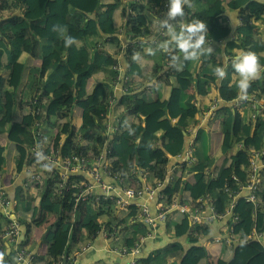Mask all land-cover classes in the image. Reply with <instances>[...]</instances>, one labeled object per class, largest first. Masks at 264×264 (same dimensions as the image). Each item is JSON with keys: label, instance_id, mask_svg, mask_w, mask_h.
<instances>
[{"label": "trees", "instance_id": "obj_1", "mask_svg": "<svg viewBox=\"0 0 264 264\" xmlns=\"http://www.w3.org/2000/svg\"><path fill=\"white\" fill-rule=\"evenodd\" d=\"M50 1H54L59 10L60 23L52 19ZM165 4H168V0H126L124 3L122 0L5 1L3 8L18 5L26 8L24 14L16 13L0 22V67L7 65V76L0 88V121L4 124H0V132L5 133L11 143L9 157L14 150L19 152L14 166L11 165V158L7 163V157L4 156L2 164H8L7 169H13V166L22 171L25 167L30 147L34 143L28 126L39 118L42 119V130L48 134L47 140L55 146L60 145L62 135L66 134L61 146L63 155L86 150L84 146L75 143V137L80 135L84 144L92 146L94 152L99 153L105 148L114 171L121 172L132 164L148 170L154 163L158 168V178L163 179L168 176L166 166L169 157L181 154L190 141L189 121L199 111L196 99L208 94V82L218 81L214 75L215 68L224 67L226 76L217 86V95L222 101L217 112L223 111L226 114L217 131L222 139L220 143L213 141L216 134L209 131L212 135V140L209 136L210 154L205 157L202 148L204 129L199 128L197 131L193 139L196 144L193 154L195 162L190 166L192 177L181 189V203L187 200L195 203L199 198L209 196L216 213L224 214L227 211L231 199L225 189L228 187L229 190L238 191L240 185L246 183L251 151L264 147V117L249 123H243L237 117L227 102L238 95L239 76L233 67L226 68L227 61L223 58L217 60L212 56L218 47H223L228 58L251 50L259 55L260 63L264 65V41L254 35L257 27L249 22L251 19L261 20L264 15V0H191L192 6H185V16L174 21V26L179 31L181 22L188 23L193 19H200L207 24L205 48H210L211 51L195 61H183L182 54L174 44L170 45L173 50L168 53L158 46L147 48L137 44H130L127 51H124L123 40L117 36L120 30L125 29L132 41L148 36L151 31L146 17H151L157 8L164 7ZM226 7L248 9L246 15H241L245 18L244 24L237 25L235 31L221 22ZM128 13L132 14L129 19ZM64 24L72 28L65 27ZM54 26L63 28L64 31H54ZM232 34L234 39H230ZM67 37L75 40L68 47L65 46ZM92 39L97 42L92 44ZM169 40V36L162 37L160 44ZM147 49L153 50L154 54L151 52L147 59L139 60L136 55ZM230 49L236 52H230ZM122 52H125L128 66L126 75L129 80L124 84L127 92L122 94L114 108L119 116L118 122L115 121L118 130L110 136L105 124L110 94L99 90L110 74L115 80L118 78L119 71L113 66L120 63ZM36 54L42 60L39 66L32 65L29 57ZM156 54L158 58H168L169 63L166 65L160 60L159 62ZM174 55L181 56L182 67L173 65ZM150 71L166 77L165 86L169 88L166 95L159 97L142 87L141 81H144L143 78ZM188 80L193 84L194 92L184 99L182 85L188 84ZM252 89L264 92V81L258 80ZM94 91L95 96H92ZM44 99L45 107L39 115L31 113L33 109L30 110V106L32 108L34 102L42 103ZM74 107L79 109L76 117L81 118L80 125L72 122L73 125L69 124V112L71 114ZM20 113L22 114L19 115ZM235 127H240L241 133L239 131L235 135ZM106 141L108 144L104 146ZM240 143L243 146L241 148L238 146ZM1 148L4 146L0 143ZM208 171H212L213 175L205 188H199L198 183L204 180ZM2 172L4 170L0 169V174ZM170 188L172 187L168 185L165 191L168 193ZM178 188L177 184L175 191ZM23 190V185L16 187L14 207L18 219L27 226V234L31 228L30 219L39 226L46 222L49 214L58 215L44 236L50 243L49 254L55 262L61 261L60 257L66 252L69 239L73 243L82 241L84 229L95 234L99 229L95 224L98 220H105L108 225L127 224L130 217L138 212L133 207L117 216L113 210L105 211L104 204L97 207L87 202L80 206L79 219L72 221L74 202L70 203L66 197L52 198L50 182L43 188L36 205ZM261 196L264 203V189ZM240 207L243 222L239 231L243 235L249 234L254 223L250 215L253 204L246 202ZM177 217L181 233L186 234L192 244L182 260L169 262V253L157 252L139 258L138 264L206 263L208 251L204 245L198 244L202 226L191 224L186 213H180ZM233 221V215L226 217L227 225L232 226ZM260 230L264 235V222ZM146 231V227L141 226L127 244H134L138 235L145 234ZM243 248L253 251L248 258L238 253H227L228 255L217 259L216 264H264V247L258 242L247 243ZM0 256V261L5 264L8 255L0 252Z\"/></svg>", "mask_w": 264, "mask_h": 264}, {"label": "built area", "instance_id": "obj_2", "mask_svg": "<svg viewBox=\"0 0 264 264\" xmlns=\"http://www.w3.org/2000/svg\"><path fill=\"white\" fill-rule=\"evenodd\" d=\"M5 1L6 0H0V22L13 14L25 13L26 8L23 5L3 8ZM128 10L132 11L131 8ZM166 11L167 4H165L164 7L157 8L154 14L150 15L151 17H146V23L151 31L146 37H139L132 41L126 31L121 29L117 35L123 40V50L127 51L130 44L143 45L147 48L153 45L158 46L161 43L162 37H168L169 35L166 29L158 30L157 28L159 20L164 17ZM131 15L132 14L128 13L127 18L129 19ZM260 21H264V16L261 17V20H249L254 27H257L254 35L256 34L257 38L264 41V35L260 37V32L258 31L260 25L264 26ZM244 22L245 18L240 16L238 25H242ZM233 30L235 31L236 28ZM261 33L264 34V29ZM234 37V34H232L230 39H234ZM172 50L173 48L169 46L167 52L162 51L168 53ZM162 60L165 64L170 61L168 58ZM113 68L119 71V76L116 80L121 83L123 92H127V88L124 87V84L129 80V77L126 75L127 69L121 61L119 64L114 65ZM258 80L264 81V73L261 74L259 79L252 81L246 95L238 90V95L232 101L227 102L236 113L237 117L242 119L243 123H249L255 121L259 117H264V92L259 89H252V86H254V83ZM109 102L110 110L115 102V97L113 95L109 96ZM219 103H222V101L216 96L213 104L209 107L208 113L203 115V122L215 114ZM44 107V102H34L32 108L30 106L29 109H33L31 113L39 115ZM41 120L42 119L36 118L31 125L28 126L33 135L34 143L30 147L29 158L24 167V169H26V175H24L23 186L43 185L46 187L50 182L52 198L66 197L70 203L73 201V214L76 213L77 215L81 214L80 206L87 202L94 205L99 203V205L104 204L106 205V209H108L107 205L112 204L114 208L119 211L128 210L133 207L137 208V214L130 217L128 223L125 225L131 227L133 232L138 231L141 226L146 227L147 231L145 234H139L137 240L132 245L123 242L122 245L113 246L115 252L129 257V264H138L144 241L148 237L153 236L154 226H156L158 222L167 221L172 212L175 213L178 211L179 213L188 214L191 224L197 226L202 225L201 222L204 220L214 221L228 215H233L234 219H236L238 215L232 211L235 207L233 200L238 198L240 194H245V197H242V199L253 204L252 210H257L259 206L264 204L261 196V191L264 189V147L261 150L251 151L250 165L247 167L248 177L246 183L240 185L238 191L229 190L228 187L225 189L228 192L231 202L227 211L224 214H219L214 210L212 200L209 196L199 198L197 205L192 206L183 203L177 204L176 200H171L172 197L170 198V194L165 191L167 181L170 178L168 176L163 179H157L156 183L151 185L136 186L134 182L137 181L138 175H143L145 169L137 168L135 164H132L121 172L114 171L112 169V164H110L106 156L107 152L105 148L101 152L96 153L93 150L90 151L91 147H85V151H73L70 154L63 155L61 146H63L64 140L67 137L66 134L62 135L59 141L60 145L55 146L53 142L47 140L48 134L44 129L42 130ZM108 128L107 125V129ZM108 135L110 134L108 133ZM80 140V135L75 137V143L77 144V142H79L78 145L83 146L82 143L80 144ZM107 144L108 142L106 141L104 146H107ZM241 147L243 146L240 145V148ZM178 156H181V154ZM188 162H190V164L195 162L194 155H191ZM33 167H35V169ZM8 187L9 184L6 183L1 173L0 213L7 215L9 218L0 238L16 244L14 261H9L7 264H36V255L33 254L22 241L19 242L23 227L16 213L14 215L13 210H11L10 206L14 202L11 200ZM144 196H149L151 198L157 196L158 204L157 213L155 215L152 214L149 205L146 203L139 204L134 201ZM124 227L125 226L122 225V228ZM97 232H100V229H98ZM127 232L126 230H118L114 225H109L104 229L103 238L107 242H117L127 237ZM215 241L232 243L230 237L226 239L216 238ZM87 248V246L82 247L83 250H87Z\"/></svg>", "mask_w": 264, "mask_h": 264}, {"label": "crops", "instance_id": "obj_3", "mask_svg": "<svg viewBox=\"0 0 264 264\" xmlns=\"http://www.w3.org/2000/svg\"><path fill=\"white\" fill-rule=\"evenodd\" d=\"M124 1L126 0H122L123 3ZM49 6L51 8V11L53 12L52 19L55 22L60 23L59 10L55 2L50 1ZM247 13H248V9L246 8L233 9L230 7H226L223 13V16L221 18V22L225 26L235 28L239 23V17L241 15L244 16ZM122 15L124 18V13H122ZM260 23L264 24V21H260ZM64 26L72 28L68 24H64ZM92 40H93L92 44L97 42L96 39H92ZM221 48L223 49V47H220V49ZM151 52H153V50L147 49L146 51H142L141 54L139 53L138 55H136V57L139 60H145L148 58L149 55L152 54ZM29 57L31 58L32 65L34 66H39L42 62L39 54L29 55ZM155 57H157V54L155 55ZM212 57H215V59L217 60H221V58H223L225 61H228V56H225L224 53H221V54L218 53L217 50ZM120 60L122 64L124 65V67L128 68L126 59H125V52L121 53ZM157 60L159 61L160 59L157 57ZM6 70H7V65L6 66L3 65L2 67H0V88L3 87V83H4L3 79L5 80L7 76ZM149 76H152V77H149ZM143 79L144 81L143 82L141 81L142 87H145L146 84L152 85L153 86L152 90L154 89V91L155 90L159 92L161 91L162 95L164 94L163 88L165 86V79H166L165 76L160 77L159 74L153 73L152 71H150L149 73L146 74V76ZM219 83H220V80H218L215 84H213L214 88L211 93H208L207 95L198 97L196 99V105L199 111L196 114V116L191 118L189 121L191 123V126L188 127V130L191 131V135L189 136L190 141L184 148L183 152L181 153V156L177 155L176 157H169V161L166 166V171L168 172V177L170 178L167 181L166 187L168 185L172 187L170 188L168 193L172 197L171 200H176L177 204L181 203V201L183 200V194L181 193V189L184 187L185 182L189 181L192 177V173L190 171L191 164L190 162H187V161L190 159L191 155L194 154V149L196 147V144H194L193 139L196 136V133L199 130V128L204 129L203 136H202L203 137L202 148H203L205 157H208L210 154L209 145L211 142L210 138L212 140V135L209 134V131H214L216 134L214 136L213 141H217L218 143L221 142L222 138L217 135V131L220 128L215 127L214 121H213L214 116L217 114L216 113L217 110L214 115L209 117L204 122L202 121L203 115L208 113L209 106H210L209 104L211 103V101H214V98L216 96L218 97L217 86ZM105 84L108 86L107 92L116 98L113 106L110 109L111 112L109 111L111 114L109 118L110 124H108L109 130L106 129L107 132L111 136V133L113 134V132H116L118 130L117 124L115 123V121L118 122L119 116L115 113L114 108L118 100L121 98L122 94H124V92L122 90L121 83L115 80V77H113L112 74H110V77L107 80H105ZM101 87L103 89V85L100 86V88ZM193 92L194 90L191 91V93ZM162 95L159 97H162ZM186 97H187V94L184 97V99ZM43 102L46 103V99H44ZM221 106L222 104L219 103L218 108ZM22 113H20L19 115H21ZM217 117L218 115L216 116V121L219 122V126H220L221 124ZM197 119L199 121H197ZM77 122L78 123H75V124L80 125L82 122L81 118H78ZM0 124L2 125L3 123L0 121ZM105 124H107V122H105ZM210 127H211V130H210ZM236 129L238 132L239 131L241 132L240 127H237ZM0 143L4 146V148L0 149V153H1L0 169H4V172H2V177L5 179L6 183L9 184L8 192L14 198V188L12 185H14V183L16 182L17 179L20 178V176L26 175V169H24L23 167L24 170L22 171L17 170V172H13V171L11 172L12 169H7L9 167L7 166L8 164L3 165L2 161L4 159V156L7 155V153L10 154V144L11 143H9L7 135L5 133L3 134L2 132H0ZM241 144L242 143L238 145L239 148ZM18 155H19L18 150H14L13 154H11V157H12L11 165L12 164L13 166L15 165L16 156ZM33 168L35 169V167ZM157 169H158L157 166L153 163L150 169L144 170L143 175H138L137 181H135L134 184L136 186H139V185L144 186L146 184L151 185V184L156 183L157 179H159L156 174ZM212 175H213L212 171H208L205 174L204 180L198 183V187L205 188L208 178L210 179ZM177 184L179 185V188L177 189V191H175ZM22 185H23V182H22ZM43 187H44L43 185L24 187L23 192L29 198L33 199L34 205H36L39 202V199L43 193ZM31 188H35V190H31ZM246 194H247V191H246ZM244 195L245 194H240L238 198L233 200L235 207L232 211L233 213L238 215V217L234 219L233 221L234 224H232V226H229L226 224V217L228 216L220 218V219H216L214 221L204 220L201 222L202 234L200 235L198 244L204 245L208 251V257L206 259L205 264H216L217 259L224 257L225 255H228L227 253H235V254L238 253V254H241L243 257L248 258L252 254L253 251L244 250L243 247L247 243L258 242L261 246L264 247V235L262 231L260 230V226L262 222H264V204L259 206L257 210H252V213L250 212V215H252L253 222H254L251 232H249V234L243 235L239 231L241 223L243 222L242 217H241V212H240V209H241L240 205L242 203H246V201L242 199V197H245ZM134 201L139 204L146 203L147 205H149L153 215L157 213V204H158L157 196H154L152 198L149 196H144L142 198L135 199ZM99 204H96L95 206L99 207ZM183 204H187L189 206L197 205V201L195 203H192L191 200H187V201H184ZM10 207H11V210H13L14 215H15L16 211H15L14 203ZM107 208L108 209H106L105 211L113 210V213L117 216H119L121 213H124L122 211H125V210L119 211L115 209L114 205L112 204L107 205ZM244 209H247V207L243 208V210ZM178 214H180L178 211H176L175 213L172 212V214L168 217L167 221L158 222L157 225L154 226L153 236L148 237L142 245V252L140 254V258L147 257L152 253L163 252V253H169L168 254L169 262H175V261L180 262L182 260L183 255L192 246V244L189 241V237L186 234L181 233L180 225H179L178 217H177ZM49 215H52V214H49ZM56 216L58 217V215ZM8 218L9 217L7 215L0 213V235L7 225ZM105 222H106L105 220L104 221L98 220L95 223L98 225V228L100 229V232H97L95 234H91L86 229H84L82 241L73 243L71 239H69L66 252H64L62 257H60L61 261H56V262L53 261L52 256L49 254L50 243L44 238L45 232L48 229V228H45L44 226L45 223L38 226L34 224V222H32V220L30 219L31 228H30V232L27 234L26 233L27 226L21 222L23 231L21 233L19 242L22 241L23 244H25L30 249V251H32V253L36 255L37 257L36 264H129V260H130L129 257L120 255L118 252H115L113 250V246L122 245L123 242L127 243L133 237L134 232L132 231L131 227H129L128 225H125V224L114 225L120 231H123V230L128 231L126 233V235L128 236L117 242L115 241L107 242L103 238V233H104V229L109 225L105 224ZM122 225H124L125 227L122 228ZM257 230H259L260 233H258ZM228 237L232 239V243L230 244L225 243V241H221V242L215 241L216 238L226 239ZM176 243H179V245H177ZM84 246L88 247L87 250L82 249V247ZM15 250H16V244L9 242V241L2 240L0 238V252L2 253L5 252L8 255V258L5 264H7L9 261L10 262L14 261ZM1 257L2 256H0V258ZM0 264H3V262L0 261Z\"/></svg>", "mask_w": 264, "mask_h": 264}, {"label": "clouds", "instance_id": "obj_4", "mask_svg": "<svg viewBox=\"0 0 264 264\" xmlns=\"http://www.w3.org/2000/svg\"><path fill=\"white\" fill-rule=\"evenodd\" d=\"M185 6L191 7V0H168L167 11L164 17L159 20L158 30L166 29L170 40L158 45L159 49L167 52L169 46L174 44L175 48L182 54L183 61H195L206 52H210V48H205L207 42V24L200 19H193L188 23L181 22L179 31L173 24L177 18L185 16ZM54 31L63 32V28L53 27ZM75 43L74 38L67 37L65 46H71ZM154 54V52H153ZM174 66L182 67L181 56H172ZM232 66L239 76L237 87L241 93L247 94V90L251 86L252 81L259 79L264 73V65L260 63L259 55L254 51H244L237 54L232 60ZM214 75L218 80H223L226 76L224 67H216ZM15 203V202H14Z\"/></svg>", "mask_w": 264, "mask_h": 264}, {"label": "rangeland", "instance_id": "obj_5", "mask_svg": "<svg viewBox=\"0 0 264 264\" xmlns=\"http://www.w3.org/2000/svg\"><path fill=\"white\" fill-rule=\"evenodd\" d=\"M106 1V0H105ZM120 1V0H119ZM263 29H264V26H262V25H260L259 27H258V31L260 32V37L262 36V35H264V34H262L261 32H263ZM217 51H218V53H224L225 54V52H224V49H220V47H218L217 48ZM230 52H236L235 50H232V49H230L229 50ZM159 59L161 60V61H163L162 59H161V57H159ZM232 60H233V57L232 58H228V61H227V63H226V68H230V67H233L232 66ZM163 64V63H162ZM149 77H152V76H149ZM143 82V81H142ZM186 83H188V84H185V85H182V89L185 91V96H186V94H187V96H188V94L189 93H191V91H193L194 90V86H193V84H191L190 83V81L188 80V81H186ZM213 84H215L214 82H208V86H207V88H208V93H211L212 92V90H213V88H214V85ZM145 88L148 90V91H150L151 92V94H157L158 96H161L162 95V92L160 91H154V89L152 90V88H153V86L152 85H148V84H146L145 85ZM162 88V87H161ZM107 89H108V86L106 85V84H103V90L102 89H100L99 91H107ZM168 87L166 88V86H164V88H163V93L166 95L167 94V92H168ZM152 90V91H151ZM161 93V94H160ZM92 96H95V91H94V93H93V95ZM184 96V97H185ZM205 102V101H204ZM213 104V101H211V103L209 104L210 106L209 107H211V105ZM77 111H78V113H79V109L78 108H75L74 107V110L72 111V113L70 114V112H69V118H70V125L73 123L74 125H76L75 123H78L77 122V120H78V118L76 117V113H77ZM110 110H108L107 112H106V114H105V116H106V120H105V122H107V124H106V126L108 125V124H110L109 123V121H110V116H111V114H110V112H109ZM217 114H218V119H219V121H220V124H222V121H223V119L225 118V116H226V114L223 112V111H220L219 113L218 112H216ZM217 114L214 116V118H213V121H214V126L215 127H217V128H220L221 127V125L219 126V122L218 121H216V116H217ZM71 116V117H70ZM72 122V123H71ZM63 123V121L62 122H60V125ZM72 124V125H73ZM194 124V123H193ZM236 124H237V121H236ZM190 126H191V124H190ZM240 126V125H239ZM234 134L236 135V134H239V132L237 131V129H236V127H235V129H234ZM241 133V132H240ZM82 143V145L84 146V147H87V148H89V147H92V146H89V145H86V144H84V141L81 139L80 140V144ZM77 144H79V142H77ZM235 149V148H234ZM237 149V148H236ZM91 150H93V149H91ZM0 157H1V153H0ZM6 157H7V161H8V159L9 158H12V157H9V155H8V153H7V155H6ZM11 168V167H10ZM12 170H11V172L13 171V172H17V169L15 168V167H13L12 166ZM4 170V169H3ZM15 175V174H14ZM209 181V178H208V180H207V182ZM34 186H37V185H34ZM40 188V187H39ZM31 190H35V188H31ZM79 216L80 215H77L76 213L75 214H72V221H77L78 219H79ZM258 217V216H257ZM56 218H57V216L56 215H54V214H52V215H49L48 216V219H47V221L45 222V224H44V226H45V228H50L52 225H53V223L55 222V220H56ZM257 232L258 233H260V231L259 230H257Z\"/></svg>", "mask_w": 264, "mask_h": 264}, {"label": "water", "instance_id": "obj_6", "mask_svg": "<svg viewBox=\"0 0 264 264\" xmlns=\"http://www.w3.org/2000/svg\"><path fill=\"white\" fill-rule=\"evenodd\" d=\"M108 36H110V35H107V37H108ZM117 36H118V35H117ZM126 69H127V68H126ZM23 178H24V175L20 176V178L16 180V182L14 183V185H12L13 188H14V198L12 197L11 194H10V197H11V200H12L13 202H15V191H16V187L22 185V182H23L22 179H23Z\"/></svg>", "mask_w": 264, "mask_h": 264}]
</instances>
